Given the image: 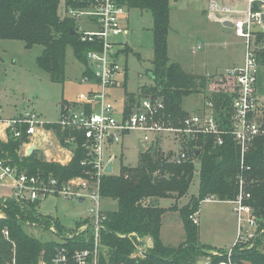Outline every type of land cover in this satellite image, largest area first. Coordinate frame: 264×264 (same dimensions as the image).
I'll return each mask as SVG.
<instances>
[{
	"label": "trees",
	"instance_id": "obj_1",
	"mask_svg": "<svg viewBox=\"0 0 264 264\" xmlns=\"http://www.w3.org/2000/svg\"><path fill=\"white\" fill-rule=\"evenodd\" d=\"M64 1L66 6L73 8L88 3L87 0ZM119 4L127 6L128 10L150 11L153 16L154 57L150 73L154 82L149 87H141L138 95L126 93V101L131 104L145 97L160 98L166 105L167 115L185 118L189 113L182 107L184 99L192 94H205L212 78L189 73L180 63L170 59V0H119ZM60 5L61 0H0V40L21 41L27 49L43 47L37 64L57 84L65 82L68 48L73 49L84 67L87 66V52L93 48L92 44L81 42L76 21L62 15ZM257 54L259 65L264 67V50ZM213 83L221 90L210 93L218 120L229 125L234 97L224 92L226 80ZM261 120L264 126V109ZM20 129L25 131V127ZM45 129L53 131L61 146L72 152L67 164L47 161L38 150L26 155L23 146L28 142L27 136L24 133L21 138H15L10 130L6 140L0 139V160L17 167L20 172L45 180L54 178L67 183L76 177L90 179L94 169L92 158L83 147L82 134L62 131L53 123L47 124ZM183 146L189 158L180 165L170 160L171 154L165 156L160 149L151 148L141 153L138 167L122 166L119 175L102 177L101 196L116 201L118 209L102 214L99 264H205L208 259L211 264H219L226 261L225 251H214L201 243L199 225H195L191 217L199 213L201 203L207 199L220 202L236 199L240 177L244 179L245 191L250 194L248 204L264 227V138H257L249 146L243 166L241 148L232 136L225 135L222 146L215 145L211 136L184 141ZM197 164L200 167L198 195L191 198L189 206L179 208L177 203L188 194ZM164 199L175 200L176 204L170 208L161 207L160 201ZM38 203L0 199V264H54L60 250L66 251L71 260L76 251L94 248L95 229L88 220L78 225L88 226L85 234L63 238L62 243L43 242L30 235L25 230L27 223L43 230H59L56 221L36 212ZM168 212H177L182 220L185 239L177 247L162 240L163 217ZM140 246H143L144 256L139 255L137 248ZM231 259L234 264H264L262 240H257L253 247H237Z\"/></svg>",
	"mask_w": 264,
	"mask_h": 264
},
{
	"label": "built area",
	"instance_id": "obj_2",
	"mask_svg": "<svg viewBox=\"0 0 264 264\" xmlns=\"http://www.w3.org/2000/svg\"><path fill=\"white\" fill-rule=\"evenodd\" d=\"M87 2L86 6L76 8L64 4V10L67 17L76 21L81 42L93 46L87 52V66L84 67L82 77V82L88 86V90L80 94L75 103L65 104L59 120L53 124L59 126L62 131L71 130L82 134L83 147L92 158L94 172L91 173L90 179L76 177L67 183H60L54 178L45 180L41 176H29L26 172H20L17 167L0 160V187L12 191L10 196H0V199L13 198L17 202L28 204L41 202L49 196L79 200L88 197L93 202L94 207L90 214L95 229L94 248L76 251L71 260L66 251L60 250L53 261L54 264H99V232L103 214L100 184L102 177L107 175L105 168L109 162H105L104 152L107 145L120 144L126 133L140 132L143 136L140 147L144 148V152L158 148L165 156L171 154L170 160L178 165L189 158V153L183 146L184 141H197L201 137L211 136L215 145L222 146L224 136H232L241 148L243 166L244 154L249 146L257 138H264L261 120L264 107L260 105L257 94L260 68L257 53L264 50V0H245L247 8L238 18L235 17L238 13L235 14L224 7L220 10L222 7L218 3H211L212 11L225 14L222 17L224 22L234 24L235 35L243 39L246 48L243 64L227 69L219 78L228 82L224 92L234 97L229 125L218 120L219 116L211 96H208L201 114L189 113L180 119L166 114V105L160 98L145 97L136 99L131 104L125 99L122 104H118V97L111 93V90L120 86L121 79L126 76L127 68L120 63L121 56L125 55L121 52L125 43L119 41V38L128 34L124 19L129 10L127 6L120 5L119 0ZM201 48L202 46L198 45L196 50ZM216 90L221 91H213ZM47 124L52 123L45 122L37 113H26L6 122L3 130L5 140L8 130L18 139L25 133L28 142L24 145H28L37 136L46 134ZM22 127H25V131L20 129ZM168 139L179 145L177 152L167 149ZM70 153L72 154L71 151ZM112 158L115 160V157ZM244 185V179L240 177L236 199L227 201L231 204L236 218L237 235L235 243L226 252L227 260L219 264H234L231 257L237 247H253L257 240H262L264 244V227L256 218L252 206L248 204L250 194L245 191ZM206 201L213 202L215 199ZM197 216L198 214L191 217L195 225H199ZM27 224L29 226V223ZM4 234L8 236L7 231H4ZM142 248L143 246L137 248L139 255H143ZM205 264H211L210 260H206Z\"/></svg>",
	"mask_w": 264,
	"mask_h": 264
},
{
	"label": "rangeland",
	"instance_id": "obj_3",
	"mask_svg": "<svg viewBox=\"0 0 264 264\" xmlns=\"http://www.w3.org/2000/svg\"><path fill=\"white\" fill-rule=\"evenodd\" d=\"M216 2L222 8H228L233 13L241 14L247 8L245 0H170V34L169 57L173 62L180 63L189 73L206 74L212 80L208 83L206 93L192 94L186 97L182 107L191 114H201L211 92L216 89L213 82L234 65H242L245 58V44L242 38L235 35L233 29L224 27L220 19L225 16L211 9V3ZM65 1L61 0L60 13L65 15ZM129 34L119 38L125 43L121 52L120 63L127 68L120 86L111 90L118 97V104L126 99V93L138 95L141 87L153 84L152 61L153 51V16L150 11L131 9L124 19ZM82 25V22H81ZM127 44V45H126ZM201 45L199 50L196 48ZM129 50V51H128ZM43 47L35 46L27 49L21 41L0 40V138L4 137V128L8 120L21 117L26 113H37L47 123L59 120L65 103H75L80 94L86 93L88 86L82 82L84 66L77 60L71 47L66 56V78L63 84L53 83L49 75L39 68L37 58L42 54ZM212 94V93H211ZM257 94L260 105L264 107V67L258 69ZM117 104V106H118ZM30 144L27 149L41 147L38 152L45 159L59 160L67 164L70 150L61 146L53 131ZM143 136L132 131L123 135L120 144L107 145L104 160L108 162L115 157L113 174L119 175L122 166L135 168L141 163ZM167 142V149L177 152L178 144ZM37 141V142H36ZM30 145V146H29ZM29 146V148H26ZM68 160V161H67ZM199 164L196 165L193 183L188 194L178 201V207L190 205V200L198 195L200 186ZM12 194L9 188L0 187V196ZM176 201L164 199L160 206L170 208ZM93 202L86 197L84 202L79 199H67L49 196L35 205V210L43 217L56 221L59 230H43L36 226L26 225L25 230L43 242H63V238H74L85 234L87 225L78 226L86 220L92 223L90 210ZM103 212H114L118 209L116 201L102 198ZM197 219L202 232L200 241L211 246L214 251H229L235 243L237 222L233 208L228 202L201 203ZM163 235L168 245L177 247L184 239L182 220L177 212H168L163 217ZM60 234V235H59ZM147 249V246H144ZM46 264V263H42Z\"/></svg>",
	"mask_w": 264,
	"mask_h": 264
},
{
	"label": "water",
	"instance_id": "obj_4",
	"mask_svg": "<svg viewBox=\"0 0 264 264\" xmlns=\"http://www.w3.org/2000/svg\"><path fill=\"white\" fill-rule=\"evenodd\" d=\"M222 25H223L224 27H227V28H230V29H233V28H234V24H232V23L229 22V21H227V22H223ZM35 149H36V147H31V148H29L28 151H27L28 155H31V154L34 152ZM140 150H141V152H144V148L140 147ZM199 154H200V153L198 152V153H197V156H198ZM113 163H114V159L112 158V159L108 162V164H107V166H106V168H105V173H106L107 175H112V174H113ZM79 201H80V203H82V202H84V199L82 198V199H80ZM143 254H145V252H143Z\"/></svg>",
	"mask_w": 264,
	"mask_h": 264
},
{
	"label": "crops",
	"instance_id": "obj_5",
	"mask_svg": "<svg viewBox=\"0 0 264 264\" xmlns=\"http://www.w3.org/2000/svg\"><path fill=\"white\" fill-rule=\"evenodd\" d=\"M241 14H242V13H241ZM241 14L238 13V14L235 15V17H237V18H238V17H241V16H242ZM224 21H225L224 18H223V19L221 18L220 23H222V22H224ZM222 24H223V23H222ZM128 34H129V31H128ZM128 34H127V35H128ZM169 48H170V46H169ZM170 59H171V58H170ZM238 66H239V65H234V66L231 67V68L238 67ZM240 66H241V65H240ZM192 73H193V74H196V75H204V74H197V73H194V72H192ZM205 75H206V74H205ZM206 76H207V75H206ZM221 76H222V75H221ZM125 77H126V76H125ZM219 78H220V77H219ZM87 90H88V89H87ZM87 90H86V91H87ZM67 103H68V102H67ZM188 113H189V112H188ZM39 136H40V135H39ZM39 136L36 137V139H39L38 141L41 140ZM0 139L5 140V133H4V137H2V138H0ZM36 139H35V140H36ZM33 140H34V139H33ZM36 142H37V141H36ZM29 146H30V145H29ZM29 146H27L26 148H29ZM40 148H41V147H40ZM40 148L37 147L35 150H39ZM23 151H25V150L23 149ZM27 151H28V149H27ZM41 156H42V155H41ZM69 159H71V155L68 156V160H69ZM46 160H47V161H54V162H58V161H59V160H55V159H54V160H48V159H46ZM68 160H67V161H68ZM69 161H70V160H69ZM69 161H68V162H69ZM213 202H214V201H213ZM215 202H216V200H215ZM217 202H220V201H217ZM1 216H2V214H0V217H1ZM163 226H164V225H163ZM163 228H164V227H162V230H163ZM184 234H185V233H184ZM161 236H162V240H163V242H164L165 244H167V243L165 242V240H164L163 231L161 232ZM200 236H202V232H201V230H200ZM167 245H168V244H167Z\"/></svg>",
	"mask_w": 264,
	"mask_h": 264
}]
</instances>
